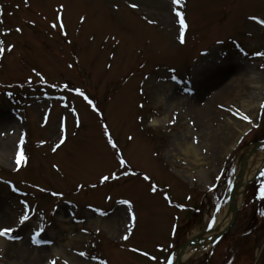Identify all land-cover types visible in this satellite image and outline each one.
Returning <instances> with one entry per match:
<instances>
[{
	"label": "rangeland",
	"instance_id": "1",
	"mask_svg": "<svg viewBox=\"0 0 264 264\" xmlns=\"http://www.w3.org/2000/svg\"><path fill=\"white\" fill-rule=\"evenodd\" d=\"M61 5L67 37L57 20ZM0 6V116L14 123L0 130V215L6 217L0 230L15 229L0 237V264H168L187 241L217 227L243 163L264 155V147L251 155L264 143V0H0ZM235 65L250 71L255 89L238 92L232 105L215 108L221 114L198 126L188 103L205 104L200 87L212 85L218 72L244 87L229 71ZM245 115L251 124L240 119ZM65 120L68 139L53 152ZM239 123L248 130L242 137ZM226 128L231 137L220 151L205 134ZM21 139L27 160L17 165ZM182 142L193 156L182 153ZM112 173L120 179L100 183ZM252 180L220 240L212 245L206 235L198 241L206 251L183 264H264V171ZM121 209L125 216L110 235L104 226ZM132 214L137 219L125 241ZM25 215L30 219L21 224ZM34 238L45 243L43 257Z\"/></svg>",
	"mask_w": 264,
	"mask_h": 264
},
{
	"label": "bare ground",
	"instance_id": "2",
	"mask_svg": "<svg viewBox=\"0 0 264 264\" xmlns=\"http://www.w3.org/2000/svg\"><path fill=\"white\" fill-rule=\"evenodd\" d=\"M242 65H235L233 68H231L229 71L233 74V76H236V82H239V84H241V79H242V83L243 85H245L242 89V87H240L238 84L234 85L233 83H231V81H226L224 80V78L226 77L227 73H220L218 72V76L216 77V81L213 82V84H203L199 90V93L202 94L205 97V104H202L200 101L197 102V100L195 99H191L190 102L187 105V110L190 114H192L195 117V120L198 124V126L203 127V122L208 119H213L215 117H217L219 114H221L217 109L227 107L232 105V102H235V100L238 97V92L242 91V92H247L250 93L252 89H255L253 87L254 85V78L252 76H250L249 73L250 71L247 70L246 67H241ZM229 72V73H230ZM246 74V75H244ZM221 82V83H220ZM218 83L221 84V87L218 89V91L213 92L212 90H210V86H213L212 89L216 88ZM205 85V86H204ZM208 86V87H207ZM210 90V91H208ZM205 91H208V93H206ZM198 93V94H199ZM206 93V94H205ZM193 98V97H192ZM197 102V103H196ZM223 103L224 106H218V104ZM204 107V108H203ZM217 108V109H215ZM205 126V125H204ZM239 132L241 135L239 136H243L244 134L247 133L248 130H246V132L243 133V129L246 128V125L239 123ZM11 128H14V123L13 120L7 116H0V130H10ZM247 129V128H246ZM227 133L223 131V134L217 136V133H215L214 131H212V129L208 130V133L205 134V137L207 139H209L210 142H216V146L219 148V150L221 151V149H223V144H221L222 142H224L225 140H230V132L231 129L226 128ZM240 137V138H241ZM226 142V141H225ZM219 143V144H218ZM228 143V142H227ZM187 143L182 142V144H178V147H180V149H182V153L184 155H192L193 156V147H189L186 145ZM227 149L222 150L223 152H226ZM228 151V150H227ZM264 167V155L263 154H257L256 157H251L250 159L247 160V165H245V172L242 176V178L239 180V182L236 184L235 189H234V196H233V202L236 206H239L241 200H242V195L244 192V187L246 185L247 182H249L250 180H252L253 176L262 168ZM5 213H2L0 215V221L3 223L5 220ZM125 216L124 215V211L123 209H121L120 211H118L117 213H114L112 215V217L109 218V221L106 222L105 224V228H106V232H108L110 235H112L115 231V228L119 225V221L120 219ZM231 216H228V212H226V216L224 217V219H221V223H223L222 228L229 222ZM0 222V223H1ZM210 237V235L208 236ZM36 243H39L43 246H39V248L36 250L38 252V255H40L41 257L42 254L44 253V241L42 240H37ZM207 247L206 246H200L199 248H195L192 251L190 250L188 253H186L182 259H180V261H177V256H175L171 262V264H183L186 261L196 257L198 254L206 251ZM39 257V256H38ZM32 258V257H31Z\"/></svg>",
	"mask_w": 264,
	"mask_h": 264
},
{
	"label": "snow or ice",
	"instance_id": "3",
	"mask_svg": "<svg viewBox=\"0 0 264 264\" xmlns=\"http://www.w3.org/2000/svg\"><path fill=\"white\" fill-rule=\"evenodd\" d=\"M25 3H27V0H25ZM171 3H172V4H175V5H181V4H182V0H171ZM130 7H132V8H137V7H139V6L136 5V4H132V5H130ZM63 11H64V6L61 5L60 8L57 9V13H58L57 20L59 21V28L62 30V34H63L65 37H67V36H68V32L65 30V29H66V26H65V24H64V22H63V17H62V15H59V13H62ZM0 15H3L2 6H0ZM176 16L179 17V22H180L181 28H182V29H187L188 25L185 23V20H184V16H183V14L177 12V13H176ZM253 19H255V17H253ZM80 22H81V23H84V18H82ZM149 22L152 23V21H149ZM260 23H261V24H264V21H260ZM51 27H52L53 29H56V28L58 27V25H57L56 23H53V24L51 25ZM16 32H22V29H21V28H16ZM5 35H8V34L6 33ZM179 41H180L181 44H184V43H185V38H184V32H183V31L180 32V35H179ZM67 42H68L69 44L72 43L71 40H68ZM2 44H3V41H0V45H2ZM15 47H16V46L13 44L11 47H8V48L6 49V51H7V52H13V51L15 50ZM4 53H5V48H4V47H0V57H2V56L4 55ZM261 55L264 56V53H261ZM68 67L71 68V67H73V65L69 64ZM109 67H111V65H109ZM41 79H43V77H41ZM68 87H69L68 84H65V85H64V89H65V90L68 89ZM74 91L76 92V94H77L78 96L83 97V99H84L85 101H87V103H88L89 105H91L92 110H93L94 112H99V109L97 108V106H96V104L93 102V100L90 99V98H89V97H88L83 91H81V90H79V89H74ZM65 107L67 108L68 106L65 105ZM141 107H143V105H141ZM72 111H73V113L75 114V110L73 109ZM240 119H242V120H244V121H247V123H249V124L252 123V120H251L248 116H246V115H245V116H241ZM46 122H47V118H45V123H46ZM75 125H76L77 128H79L80 125H81L80 118H79L78 115H77L76 118H75ZM103 128H104L105 134L107 135V142H108V144L111 145V148H112V149H116L118 145L113 141V138H112L111 134H110L109 131H108V125L105 124V125L103 126ZM61 133H62V135H61V137L59 138V142L56 143L55 146H54V148L52 149L53 152L57 151V150L60 149L63 145L66 144V141H67V139H68V136H67V128H66V120H65L64 122H62ZM128 139H129V140H132L133 137H132V136H129ZM197 142H198V141H197ZM23 144H24V140L21 139V141H20L21 150H20V152H18L17 155H16V164H17V165L21 164V162H25V163H26V160H27V158H26V157L24 156V154H23ZM119 165H120L121 168H125V167H126V160H125L122 156L119 158ZM17 170L19 171V169H17ZM124 175H125V176H128V175H136V173H135V172L128 173L127 171H125ZM110 179H111V180H119L120 177H119L118 175H116L115 173H112L111 176H109V175H104V176H102V178H101V180H100V183H101V184H104V183L108 182ZM143 179H144L145 181H149V180L151 179V177L145 175V176L143 177ZM80 187L83 188V185H81ZM151 191H152L153 193H155V192L157 191V186H156L155 184H152V185H151ZM53 195H57V193H53ZM261 196L264 197V189H262V191H261ZM165 199L168 200L169 198H168V197H165ZM189 199H191V198L189 197ZM108 200H109V201L111 200V197H110V196L108 197ZM119 204H120V205H127V209H128V210H131L132 207H133L132 203H131L130 201H128V200H120V201H119ZM101 214L103 215L104 213H101ZM29 219H30V217H29L28 215H25V216L23 217V219L20 221V223H21V224H24V223H25L26 221H28ZM136 219H137L136 215H135V214H132V215H131V224L129 225V233H128V234H125L124 237H123V239H124L125 241L129 240V237H130V235H131V228H132V226L135 224ZM14 231H15V229L4 228L3 230H0V237H8V236H10V233H11V232H14ZM38 235H39V233H37V236H38ZM33 242H36L35 238L33 239ZM133 251L135 252V251H137V249H133ZM80 255H81V256H84L85 254H84L83 252H81ZM141 255H143V256H145V257H148V253H147V252H143V253H141ZM149 258L152 259V260H155V259H156L155 257H149ZM51 264H56V261L53 260V261L51 262ZM105 264H106V262H105Z\"/></svg>",
	"mask_w": 264,
	"mask_h": 264
},
{
	"label": "water",
	"instance_id": "4",
	"mask_svg": "<svg viewBox=\"0 0 264 264\" xmlns=\"http://www.w3.org/2000/svg\"><path fill=\"white\" fill-rule=\"evenodd\" d=\"M263 145L264 144H260V145L253 147V149L251 151V155L256 154L257 149L262 147ZM243 174H244V169H242L240 171L239 175L235 178V184H237V181L242 178ZM233 196H234V190H232V192H231L230 207L228 210V216L231 215V221H230L228 227L233 223V221L236 217V213H237V208L234 206V203H233ZM228 227H226L224 229V231H226ZM212 232L214 233V235L212 236V239L210 240L211 244H213L214 240L218 239L222 235V225L220 226V228L215 229ZM203 240H204V234L193 237L186 245H184L180 249L179 254H178V260L182 259V257L186 253H188L190 250L192 251L195 247H197L195 245L197 241H203Z\"/></svg>",
	"mask_w": 264,
	"mask_h": 264
}]
</instances>
